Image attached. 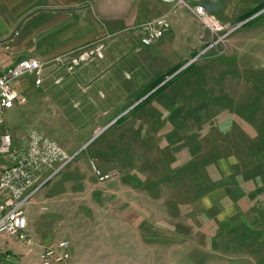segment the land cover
<instances>
[{
  "label": "rangeland",
  "instance_id": "rangeland-1",
  "mask_svg": "<svg viewBox=\"0 0 264 264\" xmlns=\"http://www.w3.org/2000/svg\"><path fill=\"white\" fill-rule=\"evenodd\" d=\"M11 1L0 0V13L10 9ZM164 2L159 16L168 17L170 28L149 46H142L143 25L159 16L133 31L131 50L121 53V66L112 67L123 69L117 82L101 75L95 95L81 97V83L90 79L74 72L101 59L105 42L97 38L67 54L79 58L95 50L70 77L62 69L52 71L43 87H33L23 104L5 113L14 147L34 130L67 154L57 171L58 160L50 168L40 166V178L46 180L23 207L28 239L18 244L25 253L32 249L28 257L36 264L39 246L60 239H66L69 254L60 264H264V178L261 188L242 182L236 196L245 195L233 206L225 199L218 207L201 199V175L194 179L193 170L183 168L180 178L167 172L207 159L221 151L220 143L230 148L222 155L249 159L246 175L264 171V0ZM201 5L206 21L197 12ZM7 57L0 55L3 62ZM57 77H62L58 83ZM193 83L203 88L200 105L206 110H194L192 120L183 119L171 131L166 122L156 126L154 119L163 114L150 103ZM178 146L183 148L175 152ZM18 149L0 155V169ZM214 171L213 177L223 176ZM224 182L230 185L229 178ZM206 188L215 201L221 192L215 191L217 183Z\"/></svg>",
  "mask_w": 264,
  "mask_h": 264
},
{
  "label": "crops",
  "instance_id": "crops-1",
  "mask_svg": "<svg viewBox=\"0 0 264 264\" xmlns=\"http://www.w3.org/2000/svg\"><path fill=\"white\" fill-rule=\"evenodd\" d=\"M26 3H28V8L24 10L21 7L24 4V0H12L8 4L10 9H6L3 13L2 11L0 13V55L2 52L8 54L6 61L3 62V59L0 58V70L17 62L21 58L37 57L42 62H48L46 66L48 70L56 72V70L62 69L65 71L62 65L52 64L57 56L68 53L71 55V53L78 51V49H82L83 46L90 45L95 39L104 38L105 48L103 49L101 59H96L93 65L83 66L74 72V74L76 72L80 73L84 79H90L86 80L85 83H81L82 85L80 86L83 94L81 97L85 99L92 98L95 95V91L99 89L95 84L98 77L105 75L106 78H109V76H112L115 78L112 81L117 82V78L123 73V69L116 70L112 69V67L116 68V65L118 66V63L115 64L116 62H119L121 66L120 62L125 57L121 53L128 49V51L131 50L133 31L141 28V25L146 21L164 13L162 9L165 8L166 4L164 0H42V2L28 0ZM104 34L108 36L104 37ZM135 39L136 37L134 36L133 40L135 41ZM139 43H141L140 39L136 44ZM163 44L162 42L160 45ZM142 46L149 45L142 43ZM64 73L67 74V72ZM67 80L72 81L73 79ZM71 81H68V83ZM33 87L35 86L27 84V87L25 86L24 89L25 95L27 93L28 96L30 92L32 93L31 89ZM202 89L199 84L195 85L194 83L178 87V89H175V87L172 90L170 89L171 91L168 92L166 100L150 103L149 107L152 109L157 108L163 114L159 119H151L155 120L156 126L161 121L166 122L171 127L170 131L174 130V127H180L183 119L192 120L194 110L201 109L205 111L208 107L205 104L200 105L204 94ZM205 90L210 92L207 88ZM149 107H146L145 113L149 114L147 111ZM217 116L221 115L217 114ZM198 122L196 121V124ZM159 132L164 133L163 130ZM186 144L188 146L186 148L190 150L191 142H186ZM173 148H175V152H179L181 151L180 148L183 147L178 146ZM219 148L221 151L214 154L209 153L211 154L210 156H205L207 159L199 160L203 163L200 167H198L200 162L191 160L190 165H187V169L178 167L174 171L176 168L173 167L175 166L171 168L167 166L171 170L167 172L175 173L177 178H180L181 168L185 171L188 170V172L192 169L195 176L192 173H189L188 176L192 177L193 175L194 179L197 175L203 177L202 183L205 186L199 191L205 192L201 196L202 200L208 205L219 207L223 204V200L231 199V206H233L236 204V200L241 199L245 195L244 192L241 196H236V190H238L236 186H241L242 182L244 184L250 182V188H261L258 182L260 184L263 181L264 177L260 178V176L264 171L256 169L259 173L257 177L250 176L248 173L246 175L249 159H231L229 158L231 153L221 154L225 149H230L229 147L220 143ZM213 149L216 148H210L211 152ZM191 150L192 155L197 154L194 148ZM212 156H218V158L224 159L225 162H220L212 158ZM240 161L243 162L242 165L239 164ZM164 163L169 165L166 161ZM147 166L149 167L150 165ZM215 169L217 172L222 173L223 176L221 178L213 177V174L216 173ZM228 169H231V172ZM158 172L163 174L164 170L161 169ZM227 178L230 179L229 186H227L228 183L224 182ZM126 180L129 183L130 180L127 178ZM214 183H217L215 191L221 192L213 196L215 201H212L208 197L206 186H211ZM234 183L236 185L234 188H231ZM175 184H179V182L176 181ZM240 188L245 191L244 187ZM210 200L211 202H208ZM4 248L5 252L0 254V264L37 263V260L31 261V258L28 257L29 253H25L24 248L12 239H6Z\"/></svg>",
  "mask_w": 264,
  "mask_h": 264
},
{
  "label": "built area",
  "instance_id": "built-area-1",
  "mask_svg": "<svg viewBox=\"0 0 264 264\" xmlns=\"http://www.w3.org/2000/svg\"><path fill=\"white\" fill-rule=\"evenodd\" d=\"M197 12L203 16L204 21L209 18L202 5L197 7ZM170 24L168 17L163 14L143 25L147 32L141 36V42L144 45H152L165 35ZM213 26L218 28L217 23ZM94 51L90 50L86 52L90 54L85 53L79 58H70L67 54L59 55L52 64L62 65L65 72L72 73L75 66ZM47 64L48 62H42L37 57H24L0 70V155H7L13 148H19L11 162L0 169V254L5 252L6 239L18 243H24L28 239L27 219L23 207L30 202L35 191L46 180L40 178L39 173L42 169L40 166L50 168L51 164L54 165L58 160L57 171L67 157L65 151H62L50 137L34 130L29 131L27 137H23L14 147L13 136L5 122L6 111L15 104L21 105L26 101L25 86L31 84L39 87L51 74L52 71L47 69ZM23 80L26 83L21 84ZM61 80L62 77H57L54 82L58 83ZM39 179L40 182L36 183ZM66 244V239H60L54 245L39 246L41 248L37 253L38 263L60 264L69 255L65 251L68 249ZM27 250L28 253L33 252L31 248ZM58 250L62 251L57 252Z\"/></svg>",
  "mask_w": 264,
  "mask_h": 264
}]
</instances>
